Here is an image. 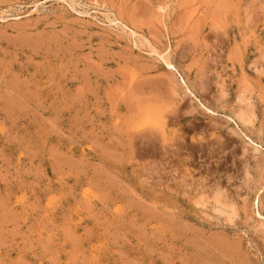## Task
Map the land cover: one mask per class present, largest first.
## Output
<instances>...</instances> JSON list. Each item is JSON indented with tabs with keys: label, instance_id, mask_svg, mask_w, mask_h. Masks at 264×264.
I'll return each instance as SVG.
<instances>
[{
	"label": "rangeland",
	"instance_id": "rangeland-1",
	"mask_svg": "<svg viewBox=\"0 0 264 264\" xmlns=\"http://www.w3.org/2000/svg\"><path fill=\"white\" fill-rule=\"evenodd\" d=\"M0 264H264V0H0Z\"/></svg>",
	"mask_w": 264,
	"mask_h": 264
},
{
	"label": "bare ground",
	"instance_id": "bare-ground-1",
	"mask_svg": "<svg viewBox=\"0 0 264 264\" xmlns=\"http://www.w3.org/2000/svg\"><path fill=\"white\" fill-rule=\"evenodd\" d=\"M167 65H170L169 63H167ZM171 66V65H170ZM130 140V139H129ZM216 244V243H215Z\"/></svg>",
	"mask_w": 264,
	"mask_h": 264
}]
</instances>
